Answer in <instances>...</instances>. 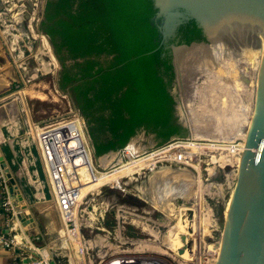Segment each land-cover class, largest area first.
I'll use <instances>...</instances> for the list:
<instances>
[{"label": "water", "instance_id": "95a60500", "mask_svg": "<svg viewBox=\"0 0 264 264\" xmlns=\"http://www.w3.org/2000/svg\"><path fill=\"white\" fill-rule=\"evenodd\" d=\"M135 3L144 58L123 99L134 132L109 167L173 139L245 142L215 264H264V0ZM27 208H16L25 226Z\"/></svg>", "mask_w": 264, "mask_h": 264}, {"label": "rangeland", "instance_id": "374dc122", "mask_svg": "<svg viewBox=\"0 0 264 264\" xmlns=\"http://www.w3.org/2000/svg\"><path fill=\"white\" fill-rule=\"evenodd\" d=\"M45 2L0 0L5 47L23 68L21 94L32 122L40 125L79 110L59 89L60 62L49 37L39 30ZM180 140L194 143L183 146L192 154L186 161L171 152L165 156L153 153L166 143L111 167L112 160L124 150L101 156L92 151L95 173L108 176L84 194L71 220L62 213L59 216L56 205L51 204L52 219L60 229L50 231L47 237L54 238V247L62 251H57L60 255L56 259L61 264H108L118 255H143L157 263L160 260V264H215L239 156L211 146L216 141ZM131 161L139 163L133 164L130 173L127 169L116 172ZM116 176L117 183L112 180ZM46 180L51 186L47 175ZM188 209L194 210L190 222ZM191 239L193 245L188 248Z\"/></svg>", "mask_w": 264, "mask_h": 264}, {"label": "trees", "instance_id": "16d2710c", "mask_svg": "<svg viewBox=\"0 0 264 264\" xmlns=\"http://www.w3.org/2000/svg\"><path fill=\"white\" fill-rule=\"evenodd\" d=\"M39 30L50 39L61 66L58 87L85 117L96 156L127 147L134 127L123 99L144 58L135 0H46Z\"/></svg>", "mask_w": 264, "mask_h": 264}, {"label": "crops", "instance_id": "0c3cea01", "mask_svg": "<svg viewBox=\"0 0 264 264\" xmlns=\"http://www.w3.org/2000/svg\"><path fill=\"white\" fill-rule=\"evenodd\" d=\"M5 44V36L0 31V168L6 173L2 166L5 161L16 180L15 185L10 181L16 191L13 194L15 206L26 205L25 212L32 214L34 222L25 226L16 215H9L2 206L0 188V230L15 240L13 247L0 245V264H16L20 259L44 255L52 264H61L55 257L60 255L57 251L62 252L58 250L60 247L55 248L54 238L47 237L50 231L60 229L58 222L52 219L51 204L56 205L59 216L61 212L51 186L46 183L45 164L34 133L39 124L33 123L27 112L21 94L23 90H14V85L24 79L23 68L18 66L17 59L8 52Z\"/></svg>", "mask_w": 264, "mask_h": 264}, {"label": "built area", "instance_id": "2783aa9c", "mask_svg": "<svg viewBox=\"0 0 264 264\" xmlns=\"http://www.w3.org/2000/svg\"><path fill=\"white\" fill-rule=\"evenodd\" d=\"M25 81V80H24ZM17 91L21 90L22 83L15 85ZM38 147L42 155L47 176L50 180L53 194L60 212L69 220L73 217L75 207L80 199L79 182L81 168L89 166L93 173L95 167L90 157L94 151V145L89 133L85 117L77 110L72 115L57 118L43 125H37L34 130ZM185 141L176 139L166 143L165 146L156 149L154 154L171 152L173 157L186 161L191 153L183 146ZM212 143V142H211ZM217 149L228 150L230 153H240L243 150V141L224 142L216 141L211 144ZM126 149V147H125ZM122 149V150H125ZM121 151V150H119ZM117 153V152H116ZM191 159V158H190ZM0 185L3 192L2 206L11 216L16 215V206L11 192L10 180L0 168ZM0 245L13 247L15 240L6 232L0 230ZM147 259L143 255H118L108 264H145ZM20 259L16 264H22ZM144 260V261H143ZM136 262V263H134ZM28 264H52L48 256L44 255L30 261Z\"/></svg>", "mask_w": 264, "mask_h": 264}, {"label": "bare ground", "instance_id": "6f19581e", "mask_svg": "<svg viewBox=\"0 0 264 264\" xmlns=\"http://www.w3.org/2000/svg\"><path fill=\"white\" fill-rule=\"evenodd\" d=\"M24 4V3H23ZM22 15V14H21ZM31 17H32V15H31ZM22 20V19H21ZM32 21V20H31ZM22 22H24V21H22ZM34 23V22H33ZM44 41V40H43ZM45 44V43H44ZM45 53V52H44ZM55 57V56H54ZM53 57V58H54ZM57 61V60H56ZM58 63V62H57ZM40 96V95H39ZM42 96V95H41ZM43 97V96H42ZM212 141H216V140H212ZM224 142H233V141H224ZM214 143V142H213ZM188 144V143H187ZM186 144V145H187ZM194 143L193 142H190L188 145H193ZM212 144V143H211ZM244 144H245V142H244ZM194 146V145H193ZM116 152V151H115ZM233 154H236V153H233ZM236 155H238L239 156V159L237 160V163L239 162V160H240V153L238 154H236ZM93 155H92V152H91V155H90V157H92ZM237 156V157H238ZM194 160H197L196 158H193ZM141 162V161H140ZM139 162H136V161H131L128 165H126V166H124L123 167V169H118L116 172H118L119 170H125V169H127L125 172H128V173H130L129 171L131 170V168L133 167V164H138ZM130 169V170H129ZM81 170V178H80V182L78 183L79 184V191H80V199H79V201L82 199V197L84 196V194L91 188V187H93V186H95V185H97V184H99V182H100V180H101V178H105V177H107L108 175H97L96 173H93L92 172V170L90 169V167L89 166H84L83 168H81L80 169ZM152 171V170H151ZM112 180H115L116 181V183H117V181L119 180V176H116V177H114ZM114 181V182H115ZM166 185V184H165ZM175 186H176V184H175ZM175 186H174V188H175ZM165 188H166V186H165ZM178 188V187H177ZM170 190V189H169ZM179 190V189H178ZM177 190V191H178ZM186 190V189H185ZM184 190V191H185ZM171 191V190H170ZM173 191V190H172ZM176 190H175V192H177ZM179 192V191H178ZM177 192V193H178ZM164 193H166V190H165V192ZM171 194H173L172 192H171ZM180 194H182V193H180ZM150 195V194H149ZM148 196V195H147ZM164 198H165V196H164ZM176 198V197H175ZM155 199H157V198H155ZM156 201H158V200H156ZM164 201V200H163ZM167 201V200H166ZM79 203V202H78ZM159 203H161V202H159L158 201V204ZM163 203V202H162ZM157 204V203H156ZM157 204V205H158ZM189 205V204H188ZM161 206H163L162 204H161ZM165 206V205H164ZM174 208V207H173ZM228 209V208H227ZM74 213V212H73ZM176 214V213H175ZM218 253H220V249H219V251H218ZM219 256V255H218ZM144 261V260H143ZM153 261V262H152ZM150 260L148 257H147V259H145V261H144V263L145 264H160L161 262H160V260H158V263H157V260Z\"/></svg>", "mask_w": 264, "mask_h": 264}]
</instances>
